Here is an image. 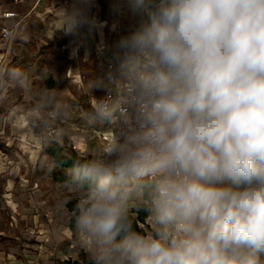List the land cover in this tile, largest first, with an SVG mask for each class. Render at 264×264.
<instances>
[{
    "label": "clouds",
    "instance_id": "1",
    "mask_svg": "<svg viewBox=\"0 0 264 264\" xmlns=\"http://www.w3.org/2000/svg\"><path fill=\"white\" fill-rule=\"evenodd\" d=\"M126 6L135 23L114 41L93 83L106 94L87 113L112 136L66 181L89 264H264V0ZM54 17L66 35H103L107 23L96 0ZM41 108L63 115L54 98Z\"/></svg>",
    "mask_w": 264,
    "mask_h": 264
},
{
    "label": "rangeland",
    "instance_id": "2",
    "mask_svg": "<svg viewBox=\"0 0 264 264\" xmlns=\"http://www.w3.org/2000/svg\"><path fill=\"white\" fill-rule=\"evenodd\" d=\"M28 1L29 5L39 4L36 8L38 14L42 11L40 8L54 3L51 20L44 22L40 18L38 22L45 23L52 30L54 38L51 48L55 49L49 52V47L41 44L40 40L34 41L30 35L36 32L32 27L28 28L25 37L18 39V47L15 48L19 62L14 60L6 72L19 70L22 73L31 68L47 80L57 66L58 75L53 90L28 91L17 101V118L13 121L19 129L29 128L37 136V141L31 144L33 149L45 151L46 147L57 143L65 156H70L71 151H74L78 156L87 157L94 147L106 141L103 139L106 129L93 126L87 120V113L103 92L102 88H93L96 78L103 77V63L97 50L98 37L108 38L111 43L119 33L135 23V18L127 11L126 0H96L99 16L107 22L103 35L99 32L90 34L86 29L66 35L51 27L54 12L60 7L72 5L76 0ZM115 5H119L120 12L111 16ZM113 23H117L118 32L112 31ZM83 33L92 38L91 44H85ZM29 41L37 45V49L30 53L31 59L26 55L23 60L21 53L25 45H32ZM63 44L70 46L62 50ZM71 52L75 56L73 64L67 60ZM28 64L31 66L28 67ZM71 65L82 76L77 83H71L67 78L66 69ZM30 87L35 89L37 86ZM42 97L54 98V103L61 106L63 115L57 117L52 108L42 110ZM17 137L23 139L20 134ZM24 144L30 146V143ZM47 184L38 181V185L32 186L36 195L32 203L25 200L28 192L24 190L25 196L19 197L15 211L3 215L2 227L9 232L0 241V247L5 249L0 254V264H89L87 241L78 233L72 215L78 193L69 186H52L50 189ZM44 190H48L46 195L41 194Z\"/></svg>",
    "mask_w": 264,
    "mask_h": 264
},
{
    "label": "crops",
    "instance_id": "3",
    "mask_svg": "<svg viewBox=\"0 0 264 264\" xmlns=\"http://www.w3.org/2000/svg\"><path fill=\"white\" fill-rule=\"evenodd\" d=\"M38 5V3L29 5L28 0H24V3L21 5H13L9 0H0V13L12 11L18 15L28 14L27 18L22 22H17V20L4 21V25L12 30L11 40L9 44H5L0 39V241L3 240L2 237H6L5 233L9 232L2 227L4 225L3 215L15 211L16 207H18L19 197L25 196L23 194L24 190L28 192L25 200L32 203L34 201L33 197L36 196L32 186L34 184L38 185V181L40 184L45 183L46 186L49 183L50 189L52 186H55V188L57 186H68L67 184L51 183L52 176L56 172H59L60 169L45 151L31 147V144L35 143L38 139L31 132V129L22 130L21 127L19 129L13 121L14 118H17L15 116V112L18 109L16 105L17 101L22 96L27 95L28 91H51L54 88L47 90L43 85H39V83L43 84L48 80L57 81V66L53 69L51 78L47 80L37 72H33L31 68L22 72L23 78L26 81H19V83L17 79L11 77L10 73L12 70L8 73L6 72L14 60L17 63L19 62L15 48L18 47V39L25 37L26 29L28 28L32 27L36 32V34L30 35L34 41L40 40L41 44L49 47V52L55 49L51 48L53 47L51 43L54 38L52 30L45 23L41 24L38 22L40 18L44 22L51 20L50 14L54 11V3L40 8L42 11L39 14L36 10ZM111 16H114V13H111ZM90 39L92 40L91 37ZM106 40L113 46L116 39L111 43L108 38ZM29 42L32 45H25V48L22 50L23 60H25L26 55L31 59L30 53H34L37 49V45L32 41ZM69 46L63 44L62 50H66ZM67 60L71 64L74 63L75 56L72 52ZM29 66L31 64H28ZM44 68H47L46 65ZM66 74L71 83H77L82 77L72 65L66 69ZM30 85H36L37 87L32 89L31 87L29 88ZM19 134L23 139L17 137ZM24 142L26 144L30 143V146H26ZM38 177H42V179H38ZM47 193L48 190H44L41 194L46 195ZM9 226H12V224L9 223ZM2 251L5 252V249L0 247V254Z\"/></svg>",
    "mask_w": 264,
    "mask_h": 264
},
{
    "label": "built area",
    "instance_id": "4",
    "mask_svg": "<svg viewBox=\"0 0 264 264\" xmlns=\"http://www.w3.org/2000/svg\"><path fill=\"white\" fill-rule=\"evenodd\" d=\"M13 5H21L24 3V0H9ZM28 14L18 15L12 11H5L0 13V39L5 44H9L11 40L12 30L4 25V21L7 20H17V22H22L27 18ZM97 50L100 55V58L103 61V76L109 69L110 65L113 63V51L114 48L111 46L106 39L103 37H98V45ZM69 75V74H68ZM102 96L106 94V90H102ZM101 96V97H102ZM112 136V132L106 129V132L103 135L104 140L110 139ZM139 227L143 230L150 231V225L147 219H144L143 224H139Z\"/></svg>",
    "mask_w": 264,
    "mask_h": 264
},
{
    "label": "trees",
    "instance_id": "5",
    "mask_svg": "<svg viewBox=\"0 0 264 264\" xmlns=\"http://www.w3.org/2000/svg\"><path fill=\"white\" fill-rule=\"evenodd\" d=\"M83 40L87 45L92 43V40L90 39L87 33H83ZM39 85H43L47 90H51L54 88V82L51 80H48L43 84L39 83ZM45 153L54 161L56 166L60 169V172H56L51 178V183L53 184H66V181L69 179V170L73 167L78 158H84L78 156L74 151H71L70 156L63 155L61 153V148L57 143L52 144L51 147H46ZM144 219L145 217H143V213L140 217L136 218V225L138 230L143 231V229L139 227V224H143ZM82 260L84 261L83 258Z\"/></svg>",
    "mask_w": 264,
    "mask_h": 264
}]
</instances>
